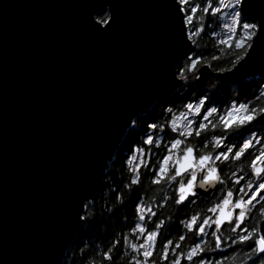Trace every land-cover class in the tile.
I'll return each instance as SVG.
<instances>
[{
	"label": "water",
	"instance_id": "1",
	"mask_svg": "<svg viewBox=\"0 0 264 264\" xmlns=\"http://www.w3.org/2000/svg\"><path fill=\"white\" fill-rule=\"evenodd\" d=\"M98 2L0 0V264H63L133 121L180 83L192 42L170 0H114L117 23L103 36L88 26ZM249 11L260 14L259 0ZM197 74L264 79V55ZM172 175L178 199L188 174L174 165ZM197 177L189 200H211L218 184Z\"/></svg>",
	"mask_w": 264,
	"mask_h": 264
},
{
	"label": "snow or ice",
	"instance_id": "2",
	"mask_svg": "<svg viewBox=\"0 0 264 264\" xmlns=\"http://www.w3.org/2000/svg\"><path fill=\"white\" fill-rule=\"evenodd\" d=\"M259 3L261 12L257 15L249 11L252 0H170V6L175 9L176 21L181 25V34L186 33L188 40L203 31L206 16L216 20L217 27L226 30L221 32L222 38L218 39L216 44L228 49L235 48L233 66L242 61L247 62L256 55H264V0H259ZM115 8L114 0H99L89 13V28L101 36L110 33L117 23ZM211 59L217 60L219 56L213 55ZM201 62L203 57L200 55L186 56L184 66L178 69L179 79L185 81L187 73L194 72ZM260 96L264 97V91L260 92ZM205 99L208 104H205ZM205 99L196 104L183 105L192 116L198 117L196 120L189 119L181 112L165 124L153 123L147 126L160 131H164L167 126L170 132L178 133L179 137L171 139L167 154L163 157L152 182L159 183L165 176L168 181L175 178L168 174L167 163L172 159V152L179 150L183 155L174 161L175 176L183 172L188 174V178L186 183H181L176 190L179 198H173L175 203L181 204L196 194L194 189L197 187L198 169L201 176L200 188H205L206 185H224L226 181L231 187L223 189L221 198L206 209L207 213L213 215L196 213L186 222L181 221L184 228L194 237L192 246L186 252L179 251L181 242L187 238L185 235H179L175 242L166 237L164 242L158 243L157 231H146L142 224H136L131 232L135 239H143V243H128L133 255L127 264H149L157 247L160 249V261L169 262V253L173 254L169 264H182V261H188L189 264H234L237 252L234 250L231 255L224 254V250L232 246L247 248V252L242 253L245 264L247 261H252V264L257 261L264 264V129L253 134L248 127L257 117L264 121V107L257 108L251 106L250 102L233 101L221 110L218 106H209L215 104L211 97ZM241 129L247 131L250 138L243 137L239 142L225 144L226 136L229 141L232 140L229 133L234 132L236 136H242ZM191 137L200 138L199 143L205 149L202 154L198 153L191 143L181 148ZM153 142V135H147L143 140L145 144ZM155 142L160 143L159 140ZM229 162H242L244 167L237 168L230 176L222 178L221 174ZM245 168V174L238 176L237 172H242ZM132 183L137 181L133 180ZM136 207L139 213H149V218L155 215L150 208H141L139 205ZM253 217L254 222L245 227ZM139 220L144 221L145 215L140 214ZM162 224L163 221L156 223L155 228L160 229ZM225 228L232 235H225ZM137 232L141 235L137 236ZM205 235H210L211 239L206 241ZM124 239L127 241V237ZM111 251L109 248L102 253L104 261L111 262ZM210 252L216 253L219 258H209ZM137 254L143 259L138 258ZM124 255L127 256L128 253ZM152 264H156V261H152Z\"/></svg>",
	"mask_w": 264,
	"mask_h": 264
},
{
	"label": "trees",
	"instance_id": "3",
	"mask_svg": "<svg viewBox=\"0 0 264 264\" xmlns=\"http://www.w3.org/2000/svg\"><path fill=\"white\" fill-rule=\"evenodd\" d=\"M205 27L199 35H194L191 39L192 47L187 56L195 57L200 55L203 57V62L197 65V69L192 73H187V79L181 81L169 98H163L157 101L146 115L137 117L131 127L128 129L125 137L119 144L112 161L108 164L103 186L95 196L94 200L86 205L83 213V223L80 232L75 237L73 243L68 248L63 264H127L133 255L128 247V243H139L141 239H135L131 229L136 224H142L146 231H157V242H164L165 238L171 239L174 242L179 235H185L187 238L181 242L182 247L179 251L186 252L192 246L194 237L187 229L179 228L178 222L187 221L192 215L200 213L201 215H209L206 209L221 198V192L231 184L226 181L224 185H219L211 200L205 201L200 198H195L187 201L185 204L175 203L176 194L173 182L163 178L159 183H153L154 174L157 169V163L154 160L149 161V165L142 166L138 170H134L129 162V156L137 147L144 146L143 140L149 135H155L156 132L164 136V141L172 134L166 126L164 131L159 129L153 130L147 126L150 124H165L166 121H171L172 117L183 111V105L188 103L196 104L199 100L205 97H211L215 104L209 106H218L219 109H224L226 105H230L233 101L250 102L251 106L257 108L264 107V97L260 96L263 91L264 79L260 77H252L239 84H220L214 78H207L203 82L197 81V70L199 67L206 65L213 72L224 69L227 71L233 67L235 59V48H224L216 44L217 39L213 36L216 30L215 20L206 16L204 21ZM194 31V29H193ZM223 48V51L221 49ZM213 55L219 56V59L212 60ZM185 58L180 62L178 69L184 66ZM205 104L208 100L205 99ZM253 134L259 133L264 129V125H257L252 122L248 126ZM242 136H236L235 133H229L232 136L230 143L239 142L243 137H248L249 133L240 130ZM210 138V133L208 134ZM225 138L228 139L226 136ZM199 137H191L185 141L184 146L191 143L195 146L198 153L205 151L199 143ZM153 148V146H151ZM164 148H157L155 152L162 154ZM211 149H208L210 151ZM242 162H229L221 174L222 178L230 176L231 172L237 171V168H243ZM247 169L242 172H237V175H244ZM185 177V176H184ZM235 179V177H233ZM137 183L133 184L132 181ZM175 197V199H173ZM137 205L141 208H150L152 215L149 218V213H139ZM145 215V220L140 221L139 215ZM255 220L250 219L245 227L250 226ZM163 221L160 229L155 228V224ZM182 224V223H181ZM183 225V224H182ZM225 235H232L227 228L224 229ZM140 236V233H136ZM127 237V241L124 239ZM204 239L210 240V235H205ZM174 246V245H172ZM171 247V246H170ZM112 249L111 262L102 259V253ZM237 252L234 258V264H245L242 253L247 252L244 246H232L224 250L225 255H231L233 251ZM128 253L127 256L124 254ZM160 249L157 247L154 250L153 257L149 260L156 261V264H169L172 253H169V262L159 260ZM138 256V254H137ZM143 259L142 257H139ZM209 258H219L216 253H209ZM264 258V254H262ZM182 264H189L188 261H182ZM246 264H252V261H247ZM259 264V261L256 262Z\"/></svg>",
	"mask_w": 264,
	"mask_h": 264
},
{
	"label": "rangeland",
	"instance_id": "4",
	"mask_svg": "<svg viewBox=\"0 0 264 264\" xmlns=\"http://www.w3.org/2000/svg\"><path fill=\"white\" fill-rule=\"evenodd\" d=\"M197 2H199V0H197ZM205 19H206V17H205ZM205 19H204V21H205ZM215 24H216V30L214 31V35L213 36L218 40V39L222 38L221 35H220L221 32L222 31H226V30H223L221 27H217L216 20H215ZM262 88H263V91H264V85H262ZM181 112L185 113L188 116L189 119L196 120L198 118V117L192 116L188 112V110L186 108L183 111H181ZM181 112L176 113L174 116H179ZM180 123L182 124L183 121L181 120ZM181 130H182V128H181ZM146 137L144 139H146ZM173 137L179 138L178 137V133H172L169 136V138L164 141V136H162L161 133L156 132L155 135L153 136V140H154L153 143H151V144H145L144 143V146L137 147V148H135L133 150V153L129 156L130 157L129 158V162H130L131 167L134 170H138L142 166L149 165V161L153 159L154 162L157 163V169H156V171H157L159 169V165H160L161 161L163 160V157L167 154V148H168V146L170 144V141H171V139ZM157 140H159L160 143H156L155 141H157ZM228 143H230L229 140H227V138H225V144H228ZM151 146H153V148ZM185 146L183 144V145H181V148H183ZM162 147L164 148V150H163L161 155H160V152H155V150L157 148L162 149ZM138 149H140L141 151L138 152L137 151ZM217 151H219V150H217ZM181 153H182V151H179V150H175V151L172 152V159H171V161H169L167 163V169H168V174L169 175L173 174V168H174V165H175L174 161H176L177 157ZM137 165H139V167H137ZM164 178H167V177L165 176ZM185 180H186V177L183 178L184 182H185ZM177 184H178V180H175L173 182V185L176 187ZM209 215L211 216L213 214L210 213ZM141 240H142V242H139L137 244L143 243V239H141Z\"/></svg>",
	"mask_w": 264,
	"mask_h": 264
},
{
	"label": "flooded vegetation",
	"instance_id": "5",
	"mask_svg": "<svg viewBox=\"0 0 264 264\" xmlns=\"http://www.w3.org/2000/svg\"><path fill=\"white\" fill-rule=\"evenodd\" d=\"M185 177H187V176L185 175ZM178 226H179V228H182L183 227V225L181 223H179V222H178Z\"/></svg>",
	"mask_w": 264,
	"mask_h": 264
}]
</instances>
